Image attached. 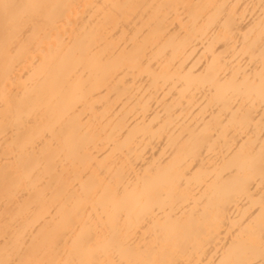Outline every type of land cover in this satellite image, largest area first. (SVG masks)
Masks as SVG:
<instances>
[{
  "label": "bare ground",
  "instance_id": "1",
  "mask_svg": "<svg viewBox=\"0 0 264 264\" xmlns=\"http://www.w3.org/2000/svg\"><path fill=\"white\" fill-rule=\"evenodd\" d=\"M0 264H264V0H0Z\"/></svg>",
  "mask_w": 264,
  "mask_h": 264
}]
</instances>
